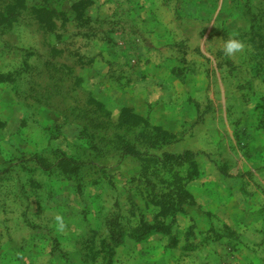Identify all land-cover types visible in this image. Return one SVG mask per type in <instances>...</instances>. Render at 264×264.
<instances>
[{
  "label": "rangeland",
  "instance_id": "1",
  "mask_svg": "<svg viewBox=\"0 0 264 264\" xmlns=\"http://www.w3.org/2000/svg\"><path fill=\"white\" fill-rule=\"evenodd\" d=\"M156 9L175 23L168 43L131 17ZM230 34L245 43L234 57L221 51ZM218 121L232 127L225 146L203 135ZM263 123L264 0H0V180L25 218L1 227L18 248L46 249L50 264H145L172 238L184 244L197 230L181 210L165 220L171 235H131L179 179L197 197L201 169L188 178L176 156L250 160L249 127ZM155 126L175 137L150 145ZM194 243L191 264L211 260L199 247L208 242Z\"/></svg>",
  "mask_w": 264,
  "mask_h": 264
},
{
  "label": "crops",
  "instance_id": "2",
  "mask_svg": "<svg viewBox=\"0 0 264 264\" xmlns=\"http://www.w3.org/2000/svg\"><path fill=\"white\" fill-rule=\"evenodd\" d=\"M165 13L161 9L138 10L137 14L131 17L141 20L143 28L154 30L155 35L160 36V40H165H161V43H168L172 32H175L172 28L175 23L167 26V21L163 19ZM167 62L170 63V60ZM184 67L178 69V74L187 73ZM197 72L198 69L192 67L190 72L192 76ZM193 78L191 87L195 88V77ZM191 80L193 81L192 78ZM201 85L206 88L208 82ZM222 90L224 96V88ZM260 126L258 124L249 127V137L253 146L250 160L238 156L236 160L228 152L223 151L222 155H213L211 160L202 162L201 178L195 197L197 204L186 206L185 210L197 232L189 233L184 244L178 239L176 243L170 240L166 245L167 251L160 249L149 251L145 254L147 255L144 259L145 264H191L186 253L188 249L193 250L197 246L195 241L208 242L199 245L206 254L213 249L214 255L210 256L212 261L207 258L208 255L203 257L205 264H227V258L228 261L238 264H264V148L260 147L261 144L264 145L262 131L264 123L261 128ZM207 130L208 132L203 133L206 143L210 142L214 145L225 146V141L230 139L225 137L226 132L229 130L228 135L232 134V127L226 125L224 121L213 122ZM220 158L223 161L222 167L227 163L230 166L228 171L234 170L236 176L232 178L225 176L221 164H215L220 162ZM1 177L0 173V179ZM4 185L6 184H2L0 180V264H50L51 257L46 249L44 251L34 245L26 250L18 248L20 238L16 233H14L15 238L12 239L11 233L1 227L2 222L12 228V225L24 224L25 221V218L16 211L23 204L8 195L16 189ZM14 210L16 213L13 212ZM4 241L6 243H3Z\"/></svg>",
  "mask_w": 264,
  "mask_h": 264
},
{
  "label": "trees",
  "instance_id": "3",
  "mask_svg": "<svg viewBox=\"0 0 264 264\" xmlns=\"http://www.w3.org/2000/svg\"><path fill=\"white\" fill-rule=\"evenodd\" d=\"M76 6L77 5H75V7ZM153 130L156 134H158V137L150 138V145H154L159 141V139H162L164 141L163 143H168L169 141H171L172 138L175 137L174 134L168 133L161 127L155 126ZM123 151L124 153L130 154L135 157L142 156L139 151H133L127 146L123 147ZM196 155V152L187 150L185 151V153L176 156L177 160H184L190 163L191 171L188 174V178L195 177L200 172V164L195 159ZM171 157L173 158L174 156L172 155ZM179 181L180 182H177L179 184V191L175 193L174 197L168 194L161 193L159 194V196L151 198L152 203L158 206V212L155 214L154 219L152 221L143 220L140 222L139 226L133 229L131 235L135 237L136 240H144L146 235L153 230H157L162 233L171 235V224L166 223L165 220L173 216L178 210L185 211L186 206H193L197 204L195 196L190 193L185 187L187 182L183 183L181 182V179H179ZM172 242L176 243L177 240L175 238H172Z\"/></svg>",
  "mask_w": 264,
  "mask_h": 264
},
{
  "label": "clouds",
  "instance_id": "4",
  "mask_svg": "<svg viewBox=\"0 0 264 264\" xmlns=\"http://www.w3.org/2000/svg\"><path fill=\"white\" fill-rule=\"evenodd\" d=\"M245 49V43L236 38L234 34H230L229 37L223 42L222 53L226 57H234L237 54H240ZM58 228L63 229L65 227L64 218L61 215H56L54 217Z\"/></svg>",
  "mask_w": 264,
  "mask_h": 264
}]
</instances>
